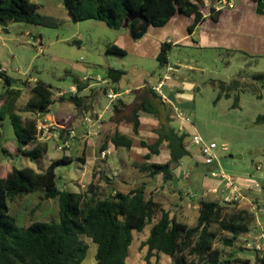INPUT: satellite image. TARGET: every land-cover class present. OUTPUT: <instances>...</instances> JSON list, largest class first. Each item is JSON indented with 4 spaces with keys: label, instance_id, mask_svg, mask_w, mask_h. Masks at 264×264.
Listing matches in <instances>:
<instances>
[{
    "label": "trees",
    "instance_id": "16d2710c",
    "mask_svg": "<svg viewBox=\"0 0 264 264\" xmlns=\"http://www.w3.org/2000/svg\"><path fill=\"white\" fill-rule=\"evenodd\" d=\"M254 1L257 14L264 15V0ZM64 3L75 21H102L114 30H130L133 39L139 41L151 27H165L178 13L194 16L195 22L189 27L192 34L202 21L204 0H64ZM39 10L35 0H0V25L5 27L8 23H23L57 28L61 24L56 18L42 15ZM129 14L141 15L142 18L130 21L125 28ZM171 48L170 43L162 45L157 58L160 68L169 65ZM106 52L110 55H127L124 49L115 44L107 45ZM125 74L114 68L107 70V78L115 84H119ZM67 75L72 76L73 84L78 89L76 94L57 97L50 85L36 80L30 85V97L24 107L12 111L8 117L6 109H0V128L9 119L16 137L17 156L41 160L47 155L48 145L36 142L38 114L48 115L54 104L67 102L73 104L78 111L77 116L83 118L93 109L97 95L104 93L106 96V87L92 89L89 95L81 96L80 92L89 87L88 83L71 72H67ZM0 79L9 86L3 94L6 98L17 93L10 90L14 85L25 87L30 84L29 81L13 80L1 64ZM257 83H264V73L254 74L249 79L240 74L230 82L211 81L209 84L219 90L215 103L223 97H234L232 108L238 109L241 93L251 92L262 99ZM134 95L135 100L130 104L123 101L115 104L112 120L117 125H132L134 135L138 136L141 113L156 117L160 122L154 131L156 141L148 143L141 140L139 145L149 151L144 157L145 161L159 155L163 147L169 151L170 159L162 164L144 162L138 168L150 178L162 175L165 182L173 181L175 168L191 155L187 149L189 135L180 134L172 126L174 111L162 102L152 88L145 86L135 91ZM255 124H264V114L257 117ZM66 129L65 126L61 129L63 136ZM4 138L0 129V152L7 155L9 151L4 147ZM109 144L131 150L135 141L117 131L107 135L99 152L107 149ZM71 161V158L63 157L52 162L46 170L12 167L5 174H0V264H83L89 251L85 239L97 246V264H128L134 242L133 232L142 233L149 225L152 228L144 243L148 250V264H151V258L160 254L170 257L171 264L243 263L232 256L224 259L222 250L215 245L220 240L225 246L232 247L241 236L248 235L254 221V216L249 212L230 211L227 205L219 201L203 199L199 203L197 224L191 227L172 216L154 198L148 197L143 185L126 193L116 191L106 198H100L93 185L89 187L91 197L81 192L61 190L57 186L56 168ZM34 192H43L46 199L59 200L60 220L34 222L20 228L10 214L9 202L17 196ZM255 254V262L264 264V256Z\"/></svg>",
    "mask_w": 264,
    "mask_h": 264
},
{
    "label": "rangeland",
    "instance_id": "374dc122",
    "mask_svg": "<svg viewBox=\"0 0 264 264\" xmlns=\"http://www.w3.org/2000/svg\"><path fill=\"white\" fill-rule=\"evenodd\" d=\"M215 2L216 0H204L202 8L210 11V7ZM35 3L39 6V12L42 15L56 18L61 24L57 28L23 23H8L5 27L0 25V64L7 75L16 82H30V79L42 81L50 85L57 96L61 91L70 94L76 89L72 76H68L67 72L80 78L100 76L101 79H107V70L110 67L124 70L126 76L121 82L123 91L135 90L142 85L157 86L159 80L166 74V68H160L159 62L155 60L107 54L105 46L114 43L120 32L108 27L102 21H75L66 8L64 0H35ZM169 64L181 69L176 77L179 78L182 85L173 88L166 86L162 92L173 102L174 108L181 109L189 117L196 133L202 137L205 143L217 145L218 163L220 164L219 168L216 165H206L203 162L200 148L189 145L191 155L184 158V163L192 165L194 173L189 181L187 179L181 181L180 187L186 190V193H190V196L202 198L205 195L203 184L215 185V178L211 177V172L219 169L236 180L257 183L261 192L258 189L252 190L254 192L251 198L254 199L253 204H260L257 211L264 209V124H255L257 117L264 114V83H257L262 99H258L251 92L241 93L238 109L232 108L234 97L229 99L223 97L215 103L219 90L209 84L211 81L230 82L240 74L249 79L254 74L264 73V59H253L249 62L248 59L241 56L230 55L222 51L172 47L169 51ZM169 74L173 76V73ZM187 81L194 84V87L186 89ZM91 84L95 85L92 82ZM30 87L28 85L24 92L6 98L3 94L9 86L3 79H0V109H6L8 115L12 111L24 107L30 96ZM181 90H184L187 95L184 101L179 96ZM88 92L81 93V95H87ZM130 96L133 94L131 93ZM99 98L104 103L103 107L99 108L102 110L109 101L104 93L99 94ZM54 105L56 107L53 112L68 113L71 107L72 110H75L74 113H77L71 103ZM61 113H57L58 119L55 121L67 128H75L77 138L71 141V148L64 152L56 149L55 141L48 142V153L41 160H30L16 155V141L11 139L13 128L10 123L5 126L4 122L0 129L5 136L4 147L9 152L7 155L0 152V174H5L12 167L46 170L52 162L69 157L72 159L70 163H62L56 168L57 186L61 190L81 192L87 197H91L89 187L93 185V190L98 193L100 198L108 197L110 188L120 177V174L110 170H105L102 174L97 171L99 161H94L92 147L97 148L100 135L92 137V146H86L88 158L92 157L93 159L90 161H94V164L88 166L86 165L87 159L85 162L81 160L84 158L83 150L85 149L83 140H79L85 133L82 120H74L73 127H71L70 121L66 122L65 116ZM143 117L147 124L143 129L145 137L140 139L152 143L153 139L150 133L155 119L145 114ZM175 122L176 120L172 122L173 127L179 128ZM105 123L101 128H95L94 131L103 132ZM128 127L131 128V126ZM142 151L138 139H136L134 150H122L124 159L135 164L129 168H123L125 175L131 182H137L138 187L146 182V179H149L138 168L145 162L141 154L144 153ZM163 151L164 153L159 157V161L162 162L166 158V149ZM117 155V152L114 151L111 159ZM98 156L99 153L96 151V157ZM109 159L110 156L106 161ZM118 165L117 167L122 168ZM111 168L114 170L115 167L111 166ZM187 173L190 174V171ZM192 178H198L197 186H191ZM239 186L241 185L239 184ZM174 194L170 189L164 192L160 190L156 193L155 198L157 201H161L160 203H163L171 215L180 222L191 227L195 226L198 220V210L194 209L192 205L188 212H184L182 208L176 206V204L179 205L180 200L173 198ZM242 196L244 198L241 202L245 199L244 190H242ZM206 199L222 202L216 196H209ZM241 202L226 205L230 211H238ZM9 207L10 214L16 219L17 226L20 228H26L34 222H57L60 220L59 200L46 199L43 192L17 196L9 202ZM261 219L264 222L263 216ZM151 228L152 225H149L142 233L133 232L134 242L130 248L128 264H148L146 261L148 250L144 243L150 235ZM248 237L247 235L241 236L232 247L225 246L219 240L215 247L222 250L224 259L232 256L243 261L242 264H245L244 262L255 264V252L245 248L244 239ZM85 241L89 245V251L83 264H97L95 258L97 246L89 239H85ZM171 263L172 259L163 254L151 258V264Z\"/></svg>",
    "mask_w": 264,
    "mask_h": 264
},
{
    "label": "crops",
    "instance_id": "0c3cea01",
    "mask_svg": "<svg viewBox=\"0 0 264 264\" xmlns=\"http://www.w3.org/2000/svg\"><path fill=\"white\" fill-rule=\"evenodd\" d=\"M235 4L236 5L233 10H223L220 12L212 11L211 10L213 9L212 6L210 7V11H207L201 8V12L203 14L202 21L196 27V29L194 30L192 34L189 33V27L192 26L195 22L194 16H186L181 13H178L171 19V21L165 27H160V28L151 27L149 31L145 34V36L139 41H135L133 39L130 30H127V29L117 30L120 33L117 39L115 40V42L111 44H115L118 47L124 49L127 52L126 56H136V57H141L144 59L155 60L156 62H158L157 58L161 51L162 45L167 42L170 43L171 47H185V48L222 51L230 55L241 56L244 59H248L249 62L252 61L253 59H258V58L264 59V15L257 14L256 2L254 0H235ZM168 67H172L175 69V71L172 72L173 76L169 74L170 72L168 70ZM110 68H114V67H110ZM165 68H166V74L164 75V77L166 75H170L171 79L168 82H166L164 88L166 86H170L173 88L175 86L180 85L181 83L178 80L179 78L176 77V75L181 72V69L179 67H173L170 64ZM114 69H117V68H114ZM118 70H121V69H118ZM125 76H123V78ZM164 77L159 80L157 86L161 83ZM83 78L84 77H82V79ZM34 82L35 80L30 79L29 86L32 85ZM121 82L119 84H116L117 85L116 89L117 91H121L125 94L115 104H117L119 101H123L125 104L132 103L135 100V95H134L135 91L145 87V85H142L140 87H137L135 90L127 89L126 91H123L121 89ZM88 85L89 87L83 90L82 92H80V95L81 93H84L86 91L87 92L89 91L87 94L89 95L92 89L100 88L101 86V85H93L90 83H88ZM27 86L25 87L23 86L24 88L11 87L10 90H15L19 94L20 92H24ZM146 86H149L152 89L156 87V86H151V85H146ZM192 86L194 87V84H192L189 81L186 82V89H189ZM131 93L133 94V96H130ZM179 93H180L179 96H181L180 99L184 101V98H187L185 91L181 90V92L179 91ZM27 101L25 102V104L27 103ZM169 102L168 103L163 102V103L166 104L169 108H171L174 111L173 102L171 100H169ZM103 105H104L103 101L97 95L95 98L93 109L87 112L85 116L93 112L94 110H99V108L103 107ZM54 107H56V105H53L51 107V112L47 116L51 119L57 120L58 119L57 113H61V112H53ZM69 111L70 112L68 113H61V115L63 114L65 116L66 122H68L69 120L70 121L69 125L73 127L72 123L74 122V120H76V117L77 119H80V120H82V117L77 116L78 115L77 109H76V112H77L76 114L74 113L75 110H72L71 107ZM143 114L150 115L146 113H141L140 115L141 127L139 130V135L135 136L132 125L124 124V123L117 125V123L113 122L112 120L114 117V108H113V111L110 114L109 118L106 119L103 132H101V135L99 137L100 140H99V144L97 148L92 147L94 149V152L92 155L94 158V161L95 162L99 161L97 163V171L101 172L102 174L105 170H110V171H113L114 173L120 174V177L116 179V181L114 182L113 188H110V195L112 193H115L116 191L126 193L138 187L137 182L135 181L131 182L130 179H127L125 175V171L123 170V168H129L131 165L134 166L135 164L129 163L127 160L124 159L122 155L123 154L122 150L124 148H116L112 144H109L108 148L113 149V151L117 152L118 155L112 159L110 156V159L108 161L106 160L101 161L99 157H96V151H98L99 153L100 147L102 143L104 142V140L106 139L108 134L115 133L117 131L120 132L121 134L127 135L134 139L135 145L129 151L134 150L136 147V139H138L140 143L141 141L140 138L145 137L143 135V133L145 132L143 131V129H145V126H146L145 124H147V122L144 121L145 118L143 117ZM150 116L154 117L153 115H150ZM174 118H175V115H174ZM154 119L155 121L152 123L153 127L151 128V133H150L153 139V142H155L157 139V135L155 134L154 131L159 127V124H160L159 120L156 117H154ZM176 122L179 128H175V129L178 131L180 130V128L183 127L186 130V133L189 135L188 142H187V149L191 153L189 142H190V137L194 133H196L194 126L188 123H180L177 120ZM9 123H10L9 119H6L5 126H8ZM128 126H131V128H129ZM84 134L83 136L79 138V140L81 139L83 140L84 145H85V149L83 150L84 158L82 159L83 160L82 162H85V159H87L86 165L89 166L90 164L91 165L94 164V161H90L93 158L92 157L88 158L87 156V149H86L87 145L84 141ZM11 139L16 141L14 130H13V134L11 135ZM164 149H166V147H163L161 149V153L159 155L153 156L151 160L149 161H145V160L144 161L148 163H157V164L168 162L170 159V153L167 149L165 151V154H166L165 161L163 162L159 161V157L164 153L163 151ZM141 151L144 152V153H141L143 155V158L149 153L147 149L142 148V147H141ZM118 164L122 168L117 167ZM111 166L115 167L114 170L111 168ZM187 171H190V174H188ZM192 173H194V168L190 164L185 165L184 159H183L180 165L177 166L174 170L173 181L165 182L162 175L156 176L155 178H150L147 173H144L146 176H148L149 179H146V182L141 184V186L142 185L145 186L147 196L154 198L156 201L157 199L155 198L156 197L155 195L160 190H163V192L169 189L171 191L173 190L175 194L172 197L178 198L180 200L179 205L176 204V206H179L180 208H182L184 212H188L189 208L192 207L193 205L194 209L198 210L197 212L199 216V203L201 200L206 199V197H209V196H216V198L222 199L225 195H228V192H224L225 182L219 179L213 178L216 183L215 185L207 186L206 184L205 185L203 184V187L205 189V195L202 198H196V197L190 196V193H186V190L180 187V182L185 179L189 181V179L192 177ZM234 180L236 181L237 184L239 183L241 187H243L244 195H245V199L241 202L238 209L247 211L249 212V214L254 216V221L252 222L250 226V232L248 233L247 236L259 235L262 232V226H264V222H262V219H261L262 216L264 217V209L257 211V207H260V204L259 205L253 204L254 199L251 197L254 191L247 188L248 185L253 184V182L248 181V180H236V179ZM198 183H199L198 178L197 179L192 178V182L190 184L191 186H197ZM215 189L217 190V192H214ZM183 196L185 197L183 198ZM208 200H211V199H208ZM255 200H258V199L255 198ZM162 206L165 210H167V207L164 206L163 203H162ZM255 264L257 263L255 262Z\"/></svg>",
    "mask_w": 264,
    "mask_h": 264
},
{
    "label": "built area",
    "instance_id": "2783aa9c",
    "mask_svg": "<svg viewBox=\"0 0 264 264\" xmlns=\"http://www.w3.org/2000/svg\"><path fill=\"white\" fill-rule=\"evenodd\" d=\"M235 0H216L215 4L212 6L215 12H220L223 10H233L235 8ZM169 43V42H167ZM170 73L174 72L175 69L172 67H168ZM171 79L170 75H166L161 83L154 87V91L158 94L161 100L164 103H168L169 100L162 92L166 82ZM85 83H94L95 85H101L107 88L106 98L108 99V104L102 110H94L93 112L89 113L88 115L82 118V125L85 128V136L84 140L86 145L92 146L91 143L92 137L101 135V131H94L95 128H101L106 121L108 115H110L113 111L115 103L120 100L125 93L121 91H117L116 84L111 79H101L100 76L97 77H90L85 76L83 79ZM71 92L70 94H76L78 89ZM67 95V92L61 91L58 93L57 97H62ZM170 103V102H169ZM174 115L175 119L180 123H188L193 126L189 117L178 108H174ZM37 118V133H36V142L40 144H47L50 141H55L56 149L60 152H64L71 148V141L77 138L76 129H71L68 127L66 130V134L63 136L61 129L63 125L55 121L54 119L49 118L47 115L38 114ZM180 134L186 133V130L182 127L178 130ZM189 145H194L200 148L201 156L203 162L206 165H216L218 168L220 164L218 163V155H217V145L214 143L207 144L203 141L202 137L197 133H194L190 137ZM113 149L108 148L101 152H99V159L101 161H105L109 156L113 154ZM260 168V167H258ZM211 177L215 179H219L225 182V191L228 192V195H225L221 199L222 204H233L236 202H241L244 198L242 196L243 187L237 185L236 181L224 173L222 170H216L211 172ZM248 189L255 190L258 189L261 191L259 185L257 183L249 184ZM214 192H217L215 189ZM245 248L255 253H258L261 257L264 256V226H262V232L258 236H249L248 238L244 239Z\"/></svg>",
    "mask_w": 264,
    "mask_h": 264
},
{
    "label": "water",
    "instance_id": "95a60500",
    "mask_svg": "<svg viewBox=\"0 0 264 264\" xmlns=\"http://www.w3.org/2000/svg\"><path fill=\"white\" fill-rule=\"evenodd\" d=\"M141 15H133V14H129L128 16V20L126 21V24H125V28H127L129 26V22L130 21H134L136 19H141Z\"/></svg>",
    "mask_w": 264,
    "mask_h": 264
}]
</instances>
